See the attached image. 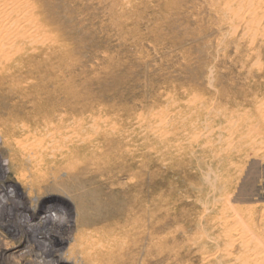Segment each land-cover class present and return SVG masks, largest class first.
Listing matches in <instances>:
<instances>
[{
  "label": "rangeland",
  "instance_id": "obj_1",
  "mask_svg": "<svg viewBox=\"0 0 264 264\" xmlns=\"http://www.w3.org/2000/svg\"><path fill=\"white\" fill-rule=\"evenodd\" d=\"M27 2L47 56L0 66L6 264H264V0Z\"/></svg>",
  "mask_w": 264,
  "mask_h": 264
},
{
  "label": "bare ground",
  "instance_id": "obj_2",
  "mask_svg": "<svg viewBox=\"0 0 264 264\" xmlns=\"http://www.w3.org/2000/svg\"><path fill=\"white\" fill-rule=\"evenodd\" d=\"M27 1L0 0V66H2V69L5 68L7 76L8 77L11 76L12 80L22 79L25 73L27 72L25 71L27 67L34 68L36 64L39 62L40 58H42V54H44V56H47L46 52L43 51L42 46H44L43 44L45 39L48 37V34L45 32L43 23L40 20L41 18L40 19L38 18L40 16L38 15L37 17V15L35 14L34 8L31 5L33 3L31 2L30 4ZM55 91L56 90H53V92ZM66 92L67 95L65 98H63V100L58 97L52 100L51 116L49 120L51 121L53 119H57L59 123V127L70 129L69 128L71 126V125L69 126L70 122L68 121V119L66 120L64 116L67 117L68 113H74L75 107L70 102V98L73 97L72 90L66 87ZM84 109L85 107L83 108V110ZM61 112L65 113V115L62 116L61 114L63 113ZM10 126L9 129L15 130L14 127L12 128ZM74 133L75 134L73 135H76V132ZM0 136H1V132H0ZM68 137L71 138V136ZM78 149H80L78 145L72 146L71 147L72 151L70 153L75 154L78 152L77 151ZM9 183H11V181H9ZM63 241L64 240H62V243ZM9 256L5 254L4 250L0 251V264H6L11 257ZM96 257L100 258V256H96ZM97 258L96 260H98ZM102 260H104V257L102 258ZM102 260L99 259V261Z\"/></svg>",
  "mask_w": 264,
  "mask_h": 264
}]
</instances>
